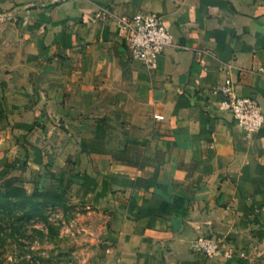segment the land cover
Instances as JSON below:
<instances>
[{
	"label": "crops",
	"instance_id": "obj_1",
	"mask_svg": "<svg viewBox=\"0 0 264 264\" xmlns=\"http://www.w3.org/2000/svg\"><path fill=\"white\" fill-rule=\"evenodd\" d=\"M140 11L185 47L133 57ZM225 79L264 110V0H0V149L106 210L116 264L264 259V128L224 117Z\"/></svg>",
	"mask_w": 264,
	"mask_h": 264
},
{
	"label": "rangeland",
	"instance_id": "obj_2",
	"mask_svg": "<svg viewBox=\"0 0 264 264\" xmlns=\"http://www.w3.org/2000/svg\"><path fill=\"white\" fill-rule=\"evenodd\" d=\"M42 176L0 149V264H116L111 215Z\"/></svg>",
	"mask_w": 264,
	"mask_h": 264
},
{
	"label": "built area",
	"instance_id": "obj_3",
	"mask_svg": "<svg viewBox=\"0 0 264 264\" xmlns=\"http://www.w3.org/2000/svg\"><path fill=\"white\" fill-rule=\"evenodd\" d=\"M120 23L126 32V47L132 56L141 63L153 67L163 51L176 46L173 35L162 16L154 11H140L131 16L120 17ZM218 94L221 97V107L224 117L235 122L248 135H254L264 128V110L262 105L252 95L238 91L231 79H225ZM220 240L212 236H202L194 244L195 249L205 256H211L220 251Z\"/></svg>",
	"mask_w": 264,
	"mask_h": 264
}]
</instances>
